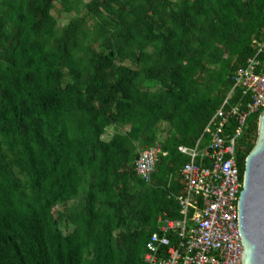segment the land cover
<instances>
[{
	"label": "trees",
	"instance_id": "obj_1",
	"mask_svg": "<svg viewBox=\"0 0 264 264\" xmlns=\"http://www.w3.org/2000/svg\"><path fill=\"white\" fill-rule=\"evenodd\" d=\"M55 1L0 0V264H149L160 218L181 217L177 148L264 40V0H91L62 28ZM154 146L169 155L145 183Z\"/></svg>",
	"mask_w": 264,
	"mask_h": 264
},
{
	"label": "built area",
	"instance_id": "obj_2",
	"mask_svg": "<svg viewBox=\"0 0 264 264\" xmlns=\"http://www.w3.org/2000/svg\"><path fill=\"white\" fill-rule=\"evenodd\" d=\"M254 44L256 53L235 72L231 92L195 145L177 148L188 158L180 172L183 191L175 195L181 218H160L159 232L146 244L149 264H242L243 179L236 152L249 117L264 112V40ZM168 155L160 146L141 150L135 173L151 183L161 157Z\"/></svg>",
	"mask_w": 264,
	"mask_h": 264
},
{
	"label": "water",
	"instance_id": "obj_3",
	"mask_svg": "<svg viewBox=\"0 0 264 264\" xmlns=\"http://www.w3.org/2000/svg\"><path fill=\"white\" fill-rule=\"evenodd\" d=\"M238 226L242 264H264V112L259 117L256 144L246 158Z\"/></svg>",
	"mask_w": 264,
	"mask_h": 264
},
{
	"label": "crops",
	"instance_id": "obj_4",
	"mask_svg": "<svg viewBox=\"0 0 264 264\" xmlns=\"http://www.w3.org/2000/svg\"><path fill=\"white\" fill-rule=\"evenodd\" d=\"M5 1H7V0H5ZM90 1L91 0H67L66 2H64L65 4L63 3V0L55 1L54 2V8L52 10V15L55 18H57L58 27L59 28L64 27L60 23L61 19H65V22H66L65 26H66L74 18H77L80 16H82V17L87 16L84 8H85V5L87 3H89ZM69 3H71L72 5H70ZM0 9H1V4H0ZM68 19H70V20H68ZM170 180H172L171 177H169V182H171ZM180 185L182 186V191H183V185L181 183V175H180ZM182 191L177 195H180L182 193Z\"/></svg>",
	"mask_w": 264,
	"mask_h": 264
},
{
	"label": "rangeland",
	"instance_id": "obj_5",
	"mask_svg": "<svg viewBox=\"0 0 264 264\" xmlns=\"http://www.w3.org/2000/svg\"><path fill=\"white\" fill-rule=\"evenodd\" d=\"M66 20H67V19H66ZM68 20H70V19H68ZM60 23H61L62 26H65V24H66L65 19H61V20H60ZM110 134H112V132H111Z\"/></svg>",
	"mask_w": 264,
	"mask_h": 264
}]
</instances>
